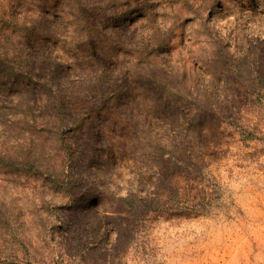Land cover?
<instances>
[{
  "label": "rangeland",
  "instance_id": "rangeland-1",
  "mask_svg": "<svg viewBox=\"0 0 264 264\" xmlns=\"http://www.w3.org/2000/svg\"><path fill=\"white\" fill-rule=\"evenodd\" d=\"M145 254L264 264V0H0V264Z\"/></svg>",
  "mask_w": 264,
  "mask_h": 264
},
{
  "label": "trees",
  "instance_id": "trees-1",
  "mask_svg": "<svg viewBox=\"0 0 264 264\" xmlns=\"http://www.w3.org/2000/svg\"><path fill=\"white\" fill-rule=\"evenodd\" d=\"M21 46L18 44V43H15L14 44V52H12V54L13 55H16V54H18V55H20L21 54V48H20ZM9 52H7V54H8ZM22 64V63H21ZM21 67L22 68H24L25 67V65L24 64H22L21 65ZM13 78H15L14 80H17V78H18V76H13ZM134 196V194L132 193V192H130L129 194H128V196H127V198L128 199H131L132 197ZM141 202H143V201H141ZM129 206H131L130 207V209H129V212L130 211H132V210H135V212L134 213H136V211H137V213H139V214H137V218L138 219H144V220H146V218H145V215L147 214H144V212H143V209L145 210H147L148 212H157V211H159V212H168V210L167 209H165V208H163L162 206H157L156 204H154V205H141V207L140 208H138V210H137V207L134 205V203L133 204H130L129 203ZM153 207H155V208H153ZM142 209V210H141ZM133 213V214H134ZM126 218V222L124 221V223L122 224L123 225V233H125V234H127L129 237H131V238H129L130 239V241H136V232H137V230H136V218H135V216L133 215V216H131V217H125ZM128 218V219H127ZM111 237H112V235H110V238H109V240H111ZM124 255H127V253H125ZM76 257H78L79 259H81V257H79V256H76ZM143 257H146L145 259H143L142 260V263L143 264H149V261H150V255H148V254H145V256H143ZM15 258H16V255H15ZM85 260H83L82 259V262H84ZM86 262V261H85ZM140 262V261H139ZM88 263V262H87ZM4 264H25V263H22V262H20L19 260H14V261H10V262H5ZM30 264H34L33 262L32 263H30Z\"/></svg>",
  "mask_w": 264,
  "mask_h": 264
}]
</instances>
